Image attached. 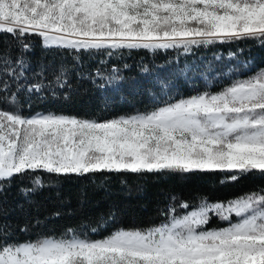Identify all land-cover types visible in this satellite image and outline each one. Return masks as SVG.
<instances>
[{"label":"snow or ice","instance_id":"obj_1","mask_svg":"<svg viewBox=\"0 0 264 264\" xmlns=\"http://www.w3.org/2000/svg\"><path fill=\"white\" fill-rule=\"evenodd\" d=\"M5 35L16 46L15 55L0 48V182L34 177L33 187L22 189L25 196L43 187L41 172L220 170L232 182L252 173L264 176V68L244 78L225 74L228 82L216 91L169 97L150 111L104 120L53 111L25 115L18 106L21 93L66 96L75 81L104 89L123 79L118 68L103 62L85 67L84 54H190L247 40L264 46V0H0V36ZM30 36L70 60L54 58L33 69ZM188 71H199L211 87L210 66L179 70ZM179 207L183 215L168 205L159 225L119 229L94 240L69 229L60 237L19 242L0 215V264H264V188L227 202L201 198ZM212 215L227 226L208 229Z\"/></svg>","mask_w":264,"mask_h":264},{"label":"trees","instance_id":"obj_2","mask_svg":"<svg viewBox=\"0 0 264 264\" xmlns=\"http://www.w3.org/2000/svg\"><path fill=\"white\" fill-rule=\"evenodd\" d=\"M32 44V68L54 58L69 59L68 53L47 51L39 37L27 38ZM10 36H0V48L15 49ZM15 55V51H13ZM74 55V53L72 54ZM85 67L101 62L119 69L123 77L104 89L75 81L67 95L21 93L19 108L25 115L37 112L63 113L89 119H110L121 115L150 111L161 103L198 91L218 90L231 78H243L264 68V46L247 40L215 44L194 49L190 54L176 50L150 52L125 50L111 58L106 54H84ZM185 65L204 70L210 66L211 87H207L199 71L180 74ZM148 71H143V68ZM160 81L169 83L168 89ZM5 108L8 105H4ZM43 187L25 196L22 189L33 187L34 177L16 176L3 183L0 191V215L10 223L13 240L34 241L46 236L60 237L67 230L82 238L99 239L118 229H145L166 219L168 205L176 207V215L185 212L182 202L195 205L201 198L209 202H227L264 188V176L257 173L241 176L232 182L227 171H196L190 174H89L57 176L37 173ZM172 197H175L173 200ZM189 207L187 210H190ZM235 215L232 221L236 220ZM227 225L212 215L207 228ZM27 229L21 231V229Z\"/></svg>","mask_w":264,"mask_h":264},{"label":"rangeland","instance_id":"obj_3","mask_svg":"<svg viewBox=\"0 0 264 264\" xmlns=\"http://www.w3.org/2000/svg\"><path fill=\"white\" fill-rule=\"evenodd\" d=\"M247 77V76H246ZM244 78V77H243ZM179 99V98H178ZM160 106V105H159ZM143 112H146V111H143ZM135 114V113H134ZM192 209H190V210H188V211H191ZM184 213H182V214H179V215H183ZM236 220H234L233 222H235ZM227 225H225V226H222V227H218V228H223V227H226ZM208 229H211V228H208ZM119 230V229H118ZM115 231H117V230H115ZM99 239H101V238H99ZM94 240V239H93Z\"/></svg>","mask_w":264,"mask_h":264}]
</instances>
